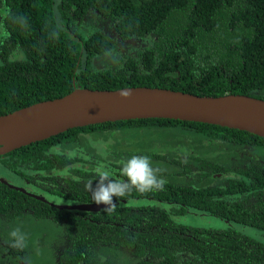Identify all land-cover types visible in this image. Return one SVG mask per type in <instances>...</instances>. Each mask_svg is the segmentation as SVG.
Returning a JSON list of instances; mask_svg holds the SVG:
<instances>
[{
	"label": "trees",
	"instance_id": "1",
	"mask_svg": "<svg viewBox=\"0 0 264 264\" xmlns=\"http://www.w3.org/2000/svg\"><path fill=\"white\" fill-rule=\"evenodd\" d=\"M0 10V114L73 87L264 99V0H2ZM105 55L118 58L114 71L100 66ZM132 155L151 157L165 184L114 197L112 213L59 209L0 182V264H264L263 137L177 119L116 120L20 146L0 165L26 191L79 204L94 202L86 184L95 186L98 169L125 180ZM193 212L225 225L191 223ZM16 228L23 249L11 246Z\"/></svg>",
	"mask_w": 264,
	"mask_h": 264
},
{
	"label": "water",
	"instance_id": "2",
	"mask_svg": "<svg viewBox=\"0 0 264 264\" xmlns=\"http://www.w3.org/2000/svg\"><path fill=\"white\" fill-rule=\"evenodd\" d=\"M133 42V41H132ZM129 92L124 96L122 93ZM138 118L201 122L246 131L264 138V99L247 94L196 95L148 86L116 89L73 87L64 95L36 101L0 114V155L68 128ZM9 187L59 209L91 210L103 204L63 203L26 191L0 177Z\"/></svg>",
	"mask_w": 264,
	"mask_h": 264
},
{
	"label": "clouds",
	"instance_id": "3",
	"mask_svg": "<svg viewBox=\"0 0 264 264\" xmlns=\"http://www.w3.org/2000/svg\"><path fill=\"white\" fill-rule=\"evenodd\" d=\"M124 96L129 92L122 93ZM163 169L153 166L151 157L147 155H132L122 162L120 174L126 177L125 180L113 179L110 171L97 170L98 182L93 186V181L89 180L86 188L91 192L92 201L96 204H103L106 213L116 210L117 204L113 198H124L133 190L141 193L163 188L165 180L159 175ZM11 246L18 249L26 247V235L16 228L11 231Z\"/></svg>",
	"mask_w": 264,
	"mask_h": 264
},
{
	"label": "rangeland",
	"instance_id": "4",
	"mask_svg": "<svg viewBox=\"0 0 264 264\" xmlns=\"http://www.w3.org/2000/svg\"><path fill=\"white\" fill-rule=\"evenodd\" d=\"M0 8H1V5H0ZM1 13H3V12H1V10H0V14ZM102 23L103 22H101V24ZM103 25L107 26V24H103ZM0 177L6 179V181L9 182L10 184H13L15 186H21V185H19V182L16 181V179H15L16 176H14L13 174L9 173L1 165H0ZM15 183H17V184H15ZM186 218H190V222L191 223H198V222L207 223V224H211V225L216 226V227H224V225H225L222 221H220V220H218V219H216L214 217L203 216V215H200V213H196V212L191 213V215H187ZM182 219H185V218H182ZM44 237L48 238L47 235H44ZM1 245H2V243H1ZM48 248L53 250L52 243H50L48 245ZM47 256L50 257V252L49 251L47 252Z\"/></svg>",
	"mask_w": 264,
	"mask_h": 264
},
{
	"label": "flooded vegetation",
	"instance_id": "5",
	"mask_svg": "<svg viewBox=\"0 0 264 264\" xmlns=\"http://www.w3.org/2000/svg\"><path fill=\"white\" fill-rule=\"evenodd\" d=\"M1 3H2V0H0V5H1ZM100 25V28H101V31L105 34H107V36H109L110 34V36L111 37H114V38H117L118 36L117 35H115V33L113 32V30H112V28H108L106 25H101V24H99ZM6 30H9V28L7 27L6 28ZM136 42H139V41H136ZM124 43H125V41L123 40V41H120V40H116V44H117V48H119L121 51H124V50H128L129 48H128V46H125L124 45ZM140 43V42H139ZM117 60H118V58H114L112 55H105V56H102V60H101V65L100 66H105L106 65V67H108L110 70H115L116 69V66H117V64H118V62H117ZM97 62H100V58L98 57L97 58ZM209 140H203V143H207ZM191 178H189V177H184V178H182V179H180L183 183H186L185 181H189ZM177 178H175V183L177 182ZM29 192H31V191H29ZM31 193H33V192H31ZM26 194V193H25ZM28 195V194H27ZM30 196V195H29ZM38 200V199H37Z\"/></svg>",
	"mask_w": 264,
	"mask_h": 264
}]
</instances>
